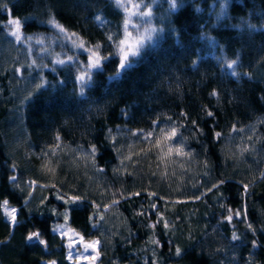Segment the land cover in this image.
Instances as JSON below:
<instances>
[{
	"label": "trees",
	"instance_id": "obj_1",
	"mask_svg": "<svg viewBox=\"0 0 264 264\" xmlns=\"http://www.w3.org/2000/svg\"><path fill=\"white\" fill-rule=\"evenodd\" d=\"M126 17L151 38L118 71ZM9 19L41 54L14 58ZM56 29L106 57L82 93L88 54ZM17 76L44 83L14 108ZM60 227L97 264H264V0H0V264H71Z\"/></svg>",
	"mask_w": 264,
	"mask_h": 264
},
{
	"label": "rangeland",
	"instance_id": "obj_2",
	"mask_svg": "<svg viewBox=\"0 0 264 264\" xmlns=\"http://www.w3.org/2000/svg\"><path fill=\"white\" fill-rule=\"evenodd\" d=\"M125 4V3H124ZM135 12H130L129 15L131 17V19L134 17ZM131 19H129V23L126 27V33L124 35L123 41L124 43L122 44V55H124L125 53H128V58L130 56H132L129 53V48L132 47L133 49L136 46L137 40L141 39V38H145L144 39V44L146 43V41L148 40L146 37L148 35V32L146 31L145 28L142 27H138L137 25H135ZM9 20H13V19H9ZM8 20V21H9ZM7 21V26L10 27L9 28V32L7 34V36L4 37V40L6 41V43H8V46H11L10 49H12V47L14 46V58H17V54L22 52L21 54L24 55L26 53H28L30 55V53L33 50H38V53L41 54L43 52L42 49V40H38V39H33V38H28L27 41H23L22 37L23 35L21 34V30L19 27L18 33H19V39H17V37L15 35H13L12 33L14 31H17L16 26L15 25H10ZM58 34L60 35L61 39H62V44L63 45H67L68 47L74 49V50H78V51H83L85 50V52H87L88 54V59H90V57H92L93 60H95V56H93V54L88 51L87 49H85V47H83V45H81L79 42L75 41L73 38H71L69 35H67L65 32H63L61 29H56ZM5 43V44H6ZM21 43H23V48L20 49H16L17 45H22ZM7 46V47H8ZM8 50V49H7ZM20 54V55H21ZM71 61L70 59L66 58V59H61L59 60L58 57H56L55 62L63 64L64 62H69ZM56 63V64H57ZM82 73H80L79 75H81ZM18 77V82L15 81L14 83V91L12 92V99L14 98V108L16 105L20 104L21 102H23L24 97L27 96L29 93L33 92V90H35V88L37 87V85H40L42 83H44L42 81V78H38V79H29V80H25L23 78ZM20 78V80H19ZM14 113L17 114V118L15 123L18 124L19 120H20V109L19 110H14ZM76 155V157L78 159H84V157H88V154L85 151H79V152H74V156ZM39 159L44 160L45 162L43 163L45 166L47 164V160L48 158L38 154ZM90 163V161H89ZM46 169V167L44 168ZM27 184L30 187V193L32 192L33 188L35 187L36 183L35 182H28ZM126 225H125V221L123 219V217L121 215H119L117 212H114L111 215V219H107V221L105 222V225L101 228V235H102V240L105 242V244L107 246H110L111 241H112V235L113 233H120L121 230L125 229ZM56 233H58V235L60 237H63L66 248H67V258L69 259V261L71 262V264H97L96 262V257H97V249H98V243L100 242V240H90V241H85L83 239H81L78 235H76L74 232H72L71 230H67L64 227H60L56 229ZM48 264H52V262H49Z\"/></svg>",
	"mask_w": 264,
	"mask_h": 264
},
{
	"label": "snow or ice",
	"instance_id": "obj_3",
	"mask_svg": "<svg viewBox=\"0 0 264 264\" xmlns=\"http://www.w3.org/2000/svg\"><path fill=\"white\" fill-rule=\"evenodd\" d=\"M120 2H121V0H116V3H117L118 6L120 5ZM177 4H178V0H169V6H170V8L175 9L177 7ZM134 7H139V5H135ZM144 7L145 8H148V5H145ZM139 14L142 17L150 16L151 15L150 8H149L148 11H143V12H141ZM97 19H100V17H97ZM8 23L10 25H15L16 26L17 31H14L12 34L15 35L17 37V39H19L18 30H19V27L22 24V21H20L19 19H13V20H9ZM50 23H53L54 24L55 22L54 21H50ZM124 23H125V26L128 25L129 19L127 17H126ZM57 27H59V26L57 25ZM146 31L148 32V35H147L146 38L147 39H150L151 38V31L152 30H146ZM144 39L145 38H141V39L137 40V43H136V46H135L134 49L132 47L129 48V53L131 55H138L139 54L140 49L143 47ZM121 43L123 44L124 41H121ZM98 47L99 46L97 45L96 48L98 49ZM93 56H95L96 58H95V60H93L92 57H90L89 63L87 65V69L88 70H86L85 72H83L81 75H78L77 76V81L81 84V93L83 92V87L91 79V71L90 70L93 69V68H99L101 66V64H100L101 59H106V57L96 56V53L95 52H93ZM236 63H237L236 61L228 62L227 63V68L228 69H234V66L236 65ZM129 64H130V61L128 60V53H125L124 55L121 56V61H120V65H119L118 71L120 69H124V68L128 67ZM231 74L232 75H237V73L235 71H232ZM40 86L41 85H37L38 88ZM212 94L215 95L216 93L213 92ZM209 115H212V113H209ZM175 132H176V130H175V128H173L172 131H171V135L174 136L175 135ZM149 135H151V134L149 133ZM217 136H219V133H217ZM94 152H95V146H93V153ZM12 179H15V178L13 177ZM213 187H216V186L214 185ZM196 198L199 199V197H196ZM78 199H79L78 197H72L71 198V202L72 203H75ZM3 207L6 209L5 214L10 217V219H11V221L13 223H16L17 222V219H16L15 213H16L17 210L15 208H11L10 211H7V208H8V201L7 200H4L3 201ZM153 207H155V206L153 205ZM229 211L231 212V210H229ZM236 215H239V213H236ZM226 219H228L230 221L232 219V216L229 215L228 217H226ZM166 227H167V225H166ZM40 235L41 234L39 232H31L28 235L27 239L29 241H32L33 239H36L39 244L43 245L46 242L43 239H39ZM233 239H237V237L234 235L233 236ZM253 245L255 246V241H253ZM176 251H177V255H179L180 254V249L177 248ZM52 264H55V262H52Z\"/></svg>",
	"mask_w": 264,
	"mask_h": 264
},
{
	"label": "water",
	"instance_id": "obj_4",
	"mask_svg": "<svg viewBox=\"0 0 264 264\" xmlns=\"http://www.w3.org/2000/svg\"><path fill=\"white\" fill-rule=\"evenodd\" d=\"M35 241H37L36 239H33L32 241H29L28 239H27V242L28 243H32V242H35Z\"/></svg>",
	"mask_w": 264,
	"mask_h": 264
}]
</instances>
